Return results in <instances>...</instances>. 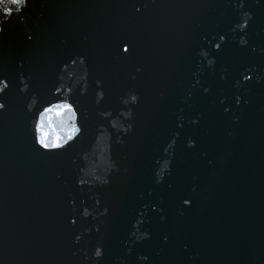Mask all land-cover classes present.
Returning <instances> with one entry per match:
<instances>
[{
  "label": "water",
  "instance_id": "95a60500",
  "mask_svg": "<svg viewBox=\"0 0 264 264\" xmlns=\"http://www.w3.org/2000/svg\"><path fill=\"white\" fill-rule=\"evenodd\" d=\"M3 2L12 12L0 7V77L9 81L0 94L2 264H97V247L106 249L99 264H264V0ZM122 41L135 45L131 57ZM77 53L89 81H105L112 115L86 153L46 155L33 143L35 125L44 113L50 140L66 134L44 109L64 99L53 84L84 74L69 60ZM246 67L252 84L238 89ZM130 88L139 105L120 100ZM237 95L249 102L237 104ZM129 109L134 131L125 133ZM145 230L151 239L138 241Z\"/></svg>",
  "mask_w": 264,
  "mask_h": 264
},
{
  "label": "snow or ice",
  "instance_id": "6c2138e0",
  "mask_svg": "<svg viewBox=\"0 0 264 264\" xmlns=\"http://www.w3.org/2000/svg\"><path fill=\"white\" fill-rule=\"evenodd\" d=\"M10 3L15 4L19 9L21 5H24L26 3V0H10ZM130 6L135 8L137 12L146 7V5L143 3H133ZM0 7H4L5 11L9 15L11 14L12 9L4 4L3 0H0ZM238 7L240 9H243L244 4L240 3ZM243 16L245 17V21L242 25L238 26L246 29L248 27V21L251 20L252 16L249 12H244ZM3 30L4 29L0 27V32H2ZM29 39H31V36H29ZM219 39L224 40L225 37L220 36ZM214 46L218 50L221 48L220 43H216ZM120 51L122 54H125V58L131 57L135 51V45L130 44V42L128 41H122L120 45ZM69 60L73 65L77 64V62H79L81 65H84V74L74 84L65 85L64 83H55L52 86L57 98L61 93H65V96L64 99L57 104L53 105L52 107L45 108L44 112H55L58 117H61V124L66 134L64 136H56L54 140H50L48 137V132L45 130V115L44 113H41L40 120L35 125L33 143L34 145L38 144L40 148L44 149L45 152L43 154L46 155H60L63 153L73 152L77 149L81 152L86 153L87 149L90 146H93L94 142H98L99 139L105 135L106 129L103 127V125L108 122L106 118L112 115V113L105 106L108 98L110 97V90L105 86V81L102 78L96 77L94 81L93 78L91 82L89 81V77L92 76V70L90 69L88 64L85 63L87 57L77 53L73 56H70ZM64 63L65 67H67V61H65ZM213 63L214 61H209V64ZM249 73L253 74L250 75ZM239 75L240 78L235 82L236 87L238 89H246L249 87V85L252 84L251 82L253 81V76L255 75V73L253 72L252 68L246 67L243 69V71L240 72ZM259 78L260 77L257 76V79ZM8 87V79L6 77H0V94L5 93ZM29 87L30 86L28 85V83L25 82L24 87L21 89V91L27 93L29 91ZM203 91L205 93L210 92V86H204ZM126 94L128 97L127 99L125 98V93L120 96V100L123 104L134 106L140 104L141 94L138 90H136L135 88H130L127 90ZM163 94L164 93H161V95ZM39 96L40 94L36 93L32 97L31 103L27 105L29 109H31L33 105L39 102ZM0 99H2V96H0ZM235 101L237 104L249 102L248 100L244 99L243 95L235 96ZM220 103L223 105L222 100L220 101ZM0 110H6V104L4 102H0ZM223 110L225 112H229L231 111V108L226 106ZM124 115L129 118V124H132L134 126V120L136 116L135 111H127L124 113ZM48 119L50 121L51 117L49 116ZM237 119H239V117H237ZM69 121H71L72 123L69 124ZM190 122L193 125H197L200 123V117L198 116L194 119L192 118ZM111 126L115 128V122H112ZM180 127H183V125L181 124ZM128 131V127L124 129L125 133H128ZM36 133H38V135ZM121 142L122 141L119 140L117 141V143ZM172 142L173 144L176 143L174 139ZM189 144L190 146H195L194 138L189 139ZM126 171L127 169H125V172ZM168 171L169 174H171V168H169ZM116 172H120L119 167L116 168ZM81 183H83V181H81ZM105 183H111V181L106 180ZM193 191L195 190L193 189ZM181 202L184 206H191L193 204V199L190 196H184L181 197ZM71 203L74 205L75 201L73 200ZM97 203L99 204L100 201H97ZM145 207H147V205H145ZM109 211L110 210L106 207L102 215L107 216L109 214ZM88 214L89 213L87 212V210H85L84 215ZM140 215L143 216L144 213L141 212ZM76 223L77 219L72 215L70 217V225L75 226ZM138 224L142 225L143 221H138ZM96 231L99 232L100 228L97 227ZM80 238V236H76L75 240L79 242ZM136 239L141 242L151 239V231L145 230ZM169 240L170 236L168 234H165L163 236V241L168 242ZM185 247H187V245H185ZM94 253L97 257V264H99V262L103 260L106 255V249L103 247H97ZM139 260L146 261L148 260V256L141 255L139 256Z\"/></svg>",
  "mask_w": 264,
  "mask_h": 264
},
{
  "label": "clouds",
  "instance_id": "9594fccd",
  "mask_svg": "<svg viewBox=\"0 0 264 264\" xmlns=\"http://www.w3.org/2000/svg\"><path fill=\"white\" fill-rule=\"evenodd\" d=\"M132 79H135V76L134 75H133ZM131 111H133V110L132 109H129V112H131ZM128 128H129L128 133H132L134 131V126L132 124H129L128 125ZM57 136H59V134H57ZM194 190H195V188H194ZM93 255H94V257H96V254L95 253ZM0 264H2V261H0Z\"/></svg>",
  "mask_w": 264,
  "mask_h": 264
}]
</instances>
